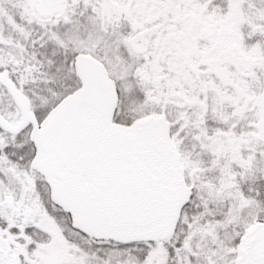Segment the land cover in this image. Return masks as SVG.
Returning a JSON list of instances; mask_svg holds the SVG:
<instances>
[{
	"label": "snow or ice",
	"instance_id": "6c2138e0",
	"mask_svg": "<svg viewBox=\"0 0 264 264\" xmlns=\"http://www.w3.org/2000/svg\"><path fill=\"white\" fill-rule=\"evenodd\" d=\"M0 264H264V0H0Z\"/></svg>",
	"mask_w": 264,
	"mask_h": 264
}]
</instances>
